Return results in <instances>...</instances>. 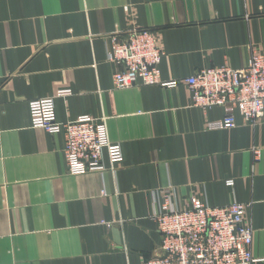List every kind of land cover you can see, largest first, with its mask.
Returning a JSON list of instances; mask_svg holds the SVG:
<instances>
[{
	"label": "crops",
	"instance_id": "1",
	"mask_svg": "<svg viewBox=\"0 0 264 264\" xmlns=\"http://www.w3.org/2000/svg\"><path fill=\"white\" fill-rule=\"evenodd\" d=\"M134 28L157 32L161 79L177 86L114 89L110 38ZM254 50L264 0H0V264H145L161 242L153 202L169 191L178 208L191 196L249 205L264 264V119L235 113V128L208 130L223 109L192 107L183 83L241 68ZM44 98L59 123L104 119L122 162L103 153V171L68 174L63 135L30 127L28 103Z\"/></svg>",
	"mask_w": 264,
	"mask_h": 264
},
{
	"label": "built area",
	"instance_id": "2",
	"mask_svg": "<svg viewBox=\"0 0 264 264\" xmlns=\"http://www.w3.org/2000/svg\"><path fill=\"white\" fill-rule=\"evenodd\" d=\"M107 60L114 64L113 87L124 90L132 86H161L172 89L179 81L164 82L160 63L164 52L156 31L134 28L123 40L110 38ZM191 92V105L203 112L222 108L221 120L207 124L208 130L233 129L235 113L245 126L254 127L264 119V52H251L246 64L233 70L227 66L204 68L183 80ZM59 96L69 95L61 91ZM30 127L49 134H62L61 155L68 174L103 171L102 155L111 165L122 160L120 144L109 141L104 119L80 116L74 121L57 122L54 98L28 103ZM253 161L261 157L260 149H251ZM231 181L227 184L231 185ZM173 192L154 200L152 220L161 236L158 253L145 264H257L252 254L253 233L245 216L249 205L232 202L224 207H211L196 196L185 208L172 203ZM108 227L110 224L105 223Z\"/></svg>",
	"mask_w": 264,
	"mask_h": 264
}]
</instances>
